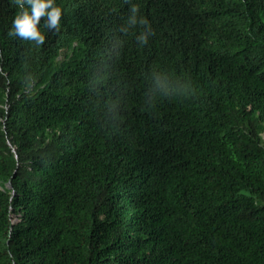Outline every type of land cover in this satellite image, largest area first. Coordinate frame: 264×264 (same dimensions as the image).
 <instances>
[{
    "label": "trees",
    "instance_id": "1",
    "mask_svg": "<svg viewBox=\"0 0 264 264\" xmlns=\"http://www.w3.org/2000/svg\"><path fill=\"white\" fill-rule=\"evenodd\" d=\"M56 3L0 0V264H264V0Z\"/></svg>",
    "mask_w": 264,
    "mask_h": 264
},
{
    "label": "clouds",
    "instance_id": "2",
    "mask_svg": "<svg viewBox=\"0 0 264 264\" xmlns=\"http://www.w3.org/2000/svg\"><path fill=\"white\" fill-rule=\"evenodd\" d=\"M18 6V12L12 20V26L9 30L10 36H18L24 40L32 41L36 46L43 45L45 34L41 31V17H44L43 27L49 30L60 31L62 7L56 3V0H11ZM138 8L132 5L130 14L120 31L127 33L129 29L137 25L143 26V30L136 36L140 44H146L150 35H152L149 22L146 18L138 17ZM122 41L116 39L110 43L106 49L105 59L96 67L91 84L95 87H102L108 77L107 59L118 54ZM151 88L156 92L169 93L168 78L170 77L163 71H153L150 74Z\"/></svg>",
    "mask_w": 264,
    "mask_h": 264
}]
</instances>
